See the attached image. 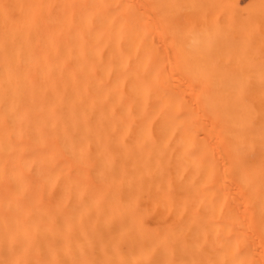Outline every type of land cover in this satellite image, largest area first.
I'll return each instance as SVG.
<instances>
[{"label":"bare ground","instance_id":"obj_1","mask_svg":"<svg viewBox=\"0 0 264 264\" xmlns=\"http://www.w3.org/2000/svg\"><path fill=\"white\" fill-rule=\"evenodd\" d=\"M229 4L0 0V264H264V0Z\"/></svg>","mask_w":264,"mask_h":264},{"label":"rangeland","instance_id":"obj_2","mask_svg":"<svg viewBox=\"0 0 264 264\" xmlns=\"http://www.w3.org/2000/svg\"><path fill=\"white\" fill-rule=\"evenodd\" d=\"M231 3H232V5L234 7H232V5L229 4L230 6L227 7V9H226V10H229L228 12H230V11L231 12H233V11L235 12L236 11V12L245 14L246 8L251 4V0H245V1L244 0H231ZM208 6H209V8H208ZM176 8H177V11H176ZM181 8H182V10H181ZM188 8H190V9H188ZM207 8L208 9H213L214 8L213 4L209 3L207 5ZM190 12H191V14H190ZM192 15H193V17H192ZM197 15L198 14L196 12H194L193 9H191L190 6H187L186 3L182 2V1L178 2L177 6L175 4L169 5V7L167 9V48H168V50H167V55L168 56L167 57L169 58V61L171 62L170 63L169 61H167V62H169L167 64V66H168L167 67V71L168 72H171V70L174 71V73L171 72V73H173L172 74L173 77L183 78V77H186V74H185V72H183L184 70H183V67H182L183 66L182 59H179L180 56L177 53V44L182 40L183 37L180 34H178V33H176L175 36H174L173 35L174 33L172 32V27L174 25H176V26L180 25L179 27H187V26H191L192 27V26H195L196 23L194 22V20H195V17ZM218 15H219V17H223L222 13L221 14L218 13ZM184 16H185V18H184ZM192 18L194 19L193 21H192ZM180 20H181V22H180ZM169 30H171L170 31L171 34L169 33ZM168 35H170V37ZM168 39L169 40L171 39L170 40L171 42L168 41ZM176 62H178V63L176 64ZM169 65H171V66H169ZM170 68H171V70H170ZM182 75H183V77H182Z\"/></svg>","mask_w":264,"mask_h":264}]
</instances>
